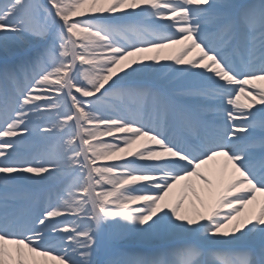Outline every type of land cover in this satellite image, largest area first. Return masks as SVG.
<instances>
[{"label":"snow or ice","instance_id":"1","mask_svg":"<svg viewBox=\"0 0 264 264\" xmlns=\"http://www.w3.org/2000/svg\"><path fill=\"white\" fill-rule=\"evenodd\" d=\"M0 264H264V0H0Z\"/></svg>","mask_w":264,"mask_h":264}]
</instances>
